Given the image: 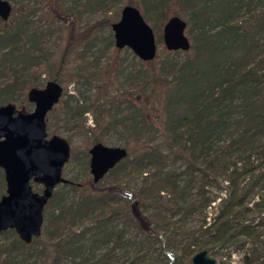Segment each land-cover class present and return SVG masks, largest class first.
Wrapping results in <instances>:
<instances>
[{"label":"trees","instance_id":"trees-1","mask_svg":"<svg viewBox=\"0 0 264 264\" xmlns=\"http://www.w3.org/2000/svg\"><path fill=\"white\" fill-rule=\"evenodd\" d=\"M17 2L16 15L0 19V105L15 104L27 88L41 86L44 69L60 85H77L74 93L65 87L63 98L49 111L59 106L55 119L61 127L54 132L63 129L71 143V131L76 135L82 130L91 133L93 144L115 133L123 139L128 156L97 183L66 177L70 182L54 189L44 209L41 235L47 243L40 236L26 244L13 229H7L2 233L10 234L12 241L0 244V264H31L32 260L34 264H60L74 248L83 247L71 246L74 237L112 222H120L121 232L158 236L177 215L172 223L202 214L201 210L215 203L218 198L208 197L207 188L217 185L225 174L230 190L215 207L213 223L201 227L200 237L186 241L181 256L163 242V256L153 264H184L201 248L210 251L214 244L237 242V238L243 240L240 248L248 245L243 264H264V201L249 206L264 174L245 187V174L253 169L237 166L250 160L258 145L264 146V0H128L146 21L152 20L157 34L172 15L186 21L190 50L166 49L157 64L152 61L158 54L144 62L132 52L104 62L108 45L114 43L113 34L100 47L97 38L87 39L96 25L80 31L77 22L85 11L106 13L107 0H73L76 9L65 8V0H55L54 19L67 29L69 43L56 64L48 48L55 30L49 19L37 16L42 0ZM257 7L261 9L256 12ZM242 11L249 14L248 21L238 20ZM156 39L160 44L162 33ZM72 44L79 45V50L73 53L74 65L67 69ZM126 55L135 61L132 69L125 65ZM124 76L126 85L120 82ZM88 112L92 127L86 126ZM88 156L84 149L71 155L67 165L81 160L89 167ZM176 163L184 169L173 170ZM190 171L197 174L190 181L193 193L180 183V176ZM129 175L141 178L136 190L123 184ZM3 188L0 168V197ZM253 210L260 212L258 222L240 226ZM88 222L92 226H86ZM80 225L85 226L76 231ZM38 243L42 247L35 251ZM46 244L50 245L48 253Z\"/></svg>","mask_w":264,"mask_h":264},{"label":"rangeland","instance_id":"rangeland-1","mask_svg":"<svg viewBox=\"0 0 264 264\" xmlns=\"http://www.w3.org/2000/svg\"><path fill=\"white\" fill-rule=\"evenodd\" d=\"M18 0H9V2L12 5V11L9 17H13L16 15L15 8H17V2ZM66 1V7L70 9L71 7H74L73 9H76L73 0H65ZM128 0H107L106 5L109 8L106 13L100 11H85L82 14V18L79 22H77V27L80 29V31H83L84 28L90 27L93 25H96L93 30L91 29V33L88 35V40L92 38H97L96 45L102 47L106 43H108V34L112 33L111 24L113 22H116L119 18L121 8L127 4ZM139 1V0H138ZM53 2L55 0H42L40 3L39 10L37 13V16H39L41 19H49L51 23L53 31L50 42H49V51L52 54V60L58 64L63 56V52L65 48L69 45L68 38H67V29L65 26H63V23L59 21L57 18V21L54 19L56 17V13L53 10ZM21 9V8H20ZM261 9L260 7L256 8V12ZM141 11V10H140ZM142 12V11H141ZM250 18L249 14L245 11H242L240 15L238 16V20L245 22L248 21ZM107 19V20H105ZM105 20V23L103 25H98L99 22H103ZM152 20H148L147 22L152 26ZM108 24V25H107ZM3 25L0 23V27ZM162 33V28L159 30L160 34ZM113 34V33H112ZM157 33H155L156 38L158 36ZM186 34L187 28H186ZM189 37V36H188ZM113 39V36H112ZM86 40V41H88ZM262 42L264 43V32L262 33ZM76 44V43H75ZM75 44H72L69 48V53L67 54L66 59V67L67 69H70L73 64V53L75 50H79V45L74 46ZM82 44V43H81ZM74 46V47H72ZM72 47V48H71ZM123 49H116L114 43L113 45H108V50L106 51V56L104 58V62L119 58V53H121L123 56L124 52H130ZM165 46L163 44V41L158 44V56L155 60L152 62H155L157 64L160 60L163 59V56H165ZM76 53V52H75ZM172 58V57H169ZM138 59V58H137ZM174 59V58H173ZM178 59V57H177ZM135 61L132 60V58L128 55H126L125 65L128 67V69H132ZM104 64H102L103 66ZM101 66V67H102ZM65 70V69H64ZM41 86L38 88H42L45 83L48 80H52V77L48 74L49 72H46L44 69L41 70ZM66 77H64L63 80H65ZM113 83V76L110 79ZM123 85L127 84V80L125 79V76L121 78L120 81ZM61 86L63 89H65L69 93H74L76 91L77 85L73 82H68L66 85L65 83H61ZM117 87V86H115ZM126 87V86H123ZM27 91L28 88L24 91L23 94L18 96V100L16 101L17 107H19L22 111H32L33 104L28 102L27 100ZM63 96V95H62ZM63 98V97H61ZM57 105V104H56ZM59 106H56L54 109V112H49L46 116V127H47V133L48 135L52 134H58L63 137H67L68 133L64 132L63 129H61L59 132H54V129L56 127H61V122H58L56 125V119L55 115L58 113ZM86 118V126L92 127V114L91 112H88L85 114ZM49 126L51 128H49ZM71 134L73 135V141L70 144L71 151L70 156L73 154H78L84 149L86 151L90 148V146L93 144L90 142L91 133H86L85 131L80 130L75 135L72 131ZM262 142H264V136L262 137ZM106 145L111 146H123L124 147V141L122 138H118V136L115 133L109 134L105 141L103 142ZM249 158L250 160H246V163L239 162L237 166L242 169L247 165L245 168L253 169L250 170L246 176L243 179V184L245 187L249 186L251 183H254L257 181L260 175L264 174V164L261 165L262 160H264V146H259L256 150L251 151ZM89 159V156H88ZM180 163L173 164L171 167L172 169L183 170L184 168H179ZM179 168V169H178ZM86 169V170H85ZM254 171V172H253ZM196 171H190L188 173H184L180 176V183L181 186H184L190 193H193L195 188L192 184H190V181L193 177H196ZM63 176L69 177V176H76V178L79 180V182L83 184H88L89 181H91V174L89 172V167L87 164V167L85 168V164L82 163L81 160H76L73 164H66L63 168ZM231 177V176H230ZM140 177H136L134 175H129L124 178L123 184L126 185L129 188H132V190H136L138 186L140 185ZM105 182V181H103ZM258 188L254 187V193L251 197L249 206H253L254 202H263L264 201V185L262 181H257ZM32 187L34 191L41 192L42 191V185L37 183H32ZM5 188H3V193H5ZM230 190L229 182H228V174H225L224 176L220 177L219 182L217 185L214 186H208L207 188V196L208 197H216L215 203H212L210 206L206 207L203 211L201 210L202 214H198L197 212L193 215L187 216L184 219H179V222H176L179 216L173 218V221L167 225V227L160 230L158 236H151L147 232L143 233H135L134 231H124L121 232L122 226L120 222H112L107 224L105 227H96L94 229L87 230L86 233L81 235L80 237H74L72 239L73 243L71 246L78 247L83 246L81 249L72 250L68 255L65 256V258L62 259L60 264H153L158 259L163 256V253L161 252V244L165 242V246L168 250L173 251L177 256H181L183 254L182 247L187 243L186 241L188 239H194L201 236L202 228L208 227V225L213 223V218L216 215V208L219 204V200L222 198H226L228 195V191ZM166 197V196H165ZM254 208V207H253ZM264 210V206H262ZM259 210H253V212L250 213V217L246 218V222L241 223L240 226H243L244 224L249 225L252 223V225L256 222H258V216ZM264 213V211H263ZM251 219H254L253 221ZM204 221V222H203ZM89 223V224H88ZM85 225L86 226H92L91 222H88ZM85 225H80L76 231H80L83 229ZM243 228V227H242ZM241 228V230H242ZM94 230V231H93ZM186 237V238H185ZM42 241L47 243V240L45 236H42ZM185 238V239H184ZM236 240L232 241L229 244H220L217 243L214 244L213 249L208 251V253L216 259L217 264H243L242 259L245 256V251L248 248V245H245V247L240 248L239 244L243 243L242 238H237ZM12 241V236L10 234H0V244L3 243H10ZM202 241H204V237H202ZM166 242L168 244H166ZM47 246V253L50 250V245L46 244ZM42 244L39 245L36 244L34 246V250L41 248ZM204 249V248H203ZM202 250V248H201ZM206 250V249H205ZM12 254L17 255V253L14 251ZM19 257V256H18ZM33 263V260L30 262ZM184 264H191V259L187 261H184Z\"/></svg>","mask_w":264,"mask_h":264},{"label":"water","instance_id":"water-1","mask_svg":"<svg viewBox=\"0 0 264 264\" xmlns=\"http://www.w3.org/2000/svg\"><path fill=\"white\" fill-rule=\"evenodd\" d=\"M11 11L9 0H0L2 21L8 20ZM186 28V21L177 15L164 22L162 41L168 51L190 50ZM111 29L117 49L128 48L144 62L155 59L158 52L155 31L139 8L124 5ZM62 93L59 83L48 80L42 88L28 89L26 96L33 104L32 111L24 112L11 102L0 105V168L5 181V193L0 197V234L13 229L26 244L41 236L44 209L54 189L70 182L63 176L70 158V144L60 135L49 136L46 130V116ZM88 154L91 180L97 183L128 156V150L98 142L88 149ZM31 183L42 185V191H34ZM191 264L217 263L202 249L192 256Z\"/></svg>","mask_w":264,"mask_h":264},{"label":"flooded vegetation","instance_id":"flooded-vegetation-1","mask_svg":"<svg viewBox=\"0 0 264 264\" xmlns=\"http://www.w3.org/2000/svg\"><path fill=\"white\" fill-rule=\"evenodd\" d=\"M18 109H19V108H18ZM56 135H57V134H56ZM62 137H63V136H62ZM64 138H65V137H64ZM65 139H66V138H65ZM66 140H67V139H66ZM69 159H70V158H69ZM67 163H68V162H67ZM67 163H66V164H67ZM66 164H65V165H66ZM64 177H65V176H64ZM65 178H66V177H65ZM67 179H68V178H67ZM31 184H32V183H31ZM32 188H33V187H32Z\"/></svg>","mask_w":264,"mask_h":264}]
</instances>
